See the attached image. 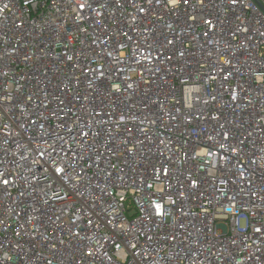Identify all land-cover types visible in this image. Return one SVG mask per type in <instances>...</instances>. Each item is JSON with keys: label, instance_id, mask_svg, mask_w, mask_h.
I'll return each instance as SVG.
<instances>
[{"label": "built area", "instance_id": "built-area-1", "mask_svg": "<svg viewBox=\"0 0 264 264\" xmlns=\"http://www.w3.org/2000/svg\"><path fill=\"white\" fill-rule=\"evenodd\" d=\"M257 1L0 0V264H264Z\"/></svg>", "mask_w": 264, "mask_h": 264}, {"label": "snow or ice", "instance_id": "snow-or-ice-1", "mask_svg": "<svg viewBox=\"0 0 264 264\" xmlns=\"http://www.w3.org/2000/svg\"><path fill=\"white\" fill-rule=\"evenodd\" d=\"M170 2L173 5V7H175L177 4H179L181 2V0H170ZM182 2L187 4V3H189V0H182ZM202 2H203V0H201V3ZM235 2H236V0H233V3H235ZM193 19H194V17H193ZM208 23H211V21H208ZM56 171L58 173H61L63 171V169L58 168Z\"/></svg>", "mask_w": 264, "mask_h": 264}, {"label": "rangeland", "instance_id": "rangeland-1", "mask_svg": "<svg viewBox=\"0 0 264 264\" xmlns=\"http://www.w3.org/2000/svg\"><path fill=\"white\" fill-rule=\"evenodd\" d=\"M239 224L242 226V225L245 224V221H244V220H241V221L239 222Z\"/></svg>", "mask_w": 264, "mask_h": 264}, {"label": "water", "instance_id": "water-1", "mask_svg": "<svg viewBox=\"0 0 264 264\" xmlns=\"http://www.w3.org/2000/svg\"><path fill=\"white\" fill-rule=\"evenodd\" d=\"M257 1V0H256ZM258 2V1H257ZM259 3V2H258ZM260 4V3H259Z\"/></svg>", "mask_w": 264, "mask_h": 264}]
</instances>
